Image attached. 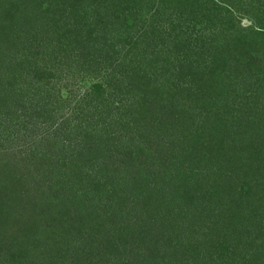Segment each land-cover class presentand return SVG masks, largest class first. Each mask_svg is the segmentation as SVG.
<instances>
[{
	"label": "rangeland",
	"instance_id": "374dc122",
	"mask_svg": "<svg viewBox=\"0 0 264 264\" xmlns=\"http://www.w3.org/2000/svg\"><path fill=\"white\" fill-rule=\"evenodd\" d=\"M37 1L44 3V9L49 2L57 3V0ZM15 2L16 0H11L10 4ZM248 2L249 0H180L173 5L171 0L164 7L163 11L166 15L181 13L184 30L187 21L196 18L197 24L192 33H198L200 28H205L203 33H199L200 36H211L209 33H214L215 36L212 37L217 42L220 40L212 48L214 52L212 59L213 52L212 49L209 51L208 47L202 48L199 52L195 51L199 63L196 65L197 70L192 73L194 81L191 90L194 92L185 89L184 93L182 89L178 97L179 90L176 91L178 93L176 98L179 101L176 114L181 112L182 116L174 123L170 112L161 119L162 124L156 126L159 123L152 124L146 121L142 117L143 112L140 111L142 114L138 119L140 124L137 125L135 120L127 127L126 121L129 115L125 113V109L116 110L120 99L125 96L127 99L133 97V102L136 104L138 102L136 96L139 94L136 91L139 89L135 86L132 95L125 92L131 86L126 76L135 65H139L140 54L139 49H135V45H125L123 39L110 48L114 59L103 58V64L100 59L92 62V59L87 60L89 63L85 58L75 61L71 57V51L58 55L55 62H51L50 58L41 60L40 73L43 74L41 77L44 79L41 78L40 81L38 78H29L25 83L10 84L15 73L6 71L7 64L0 62V91L10 98L12 96L7 103L0 104V188H9V191L4 193L6 196H3L6 210L2 214L3 217H0V249H2L0 264H4L6 257L12 258L9 252H18L17 248L8 246L11 237L18 238L14 228L2 227L12 209L18 208L12 203L17 198L15 189L63 188L62 184L67 183V180L70 186L75 188L77 185L80 186L79 174L84 176L92 174L94 177L91 180L94 183L102 181L100 188H121L120 186L123 185L122 188L155 190V188H171L172 184L174 188H203L211 191L208 194L215 195L214 198H210L209 205L206 203V209L208 213L215 210L214 217H218L219 220L227 217L224 214L218 215L227 211V188H234L233 192L237 191L241 195L255 188H263L261 192L264 194V120L259 119L264 117V40L257 43L258 45L253 44L251 51L258 48L260 53L256 60L252 61L248 58L252 64L247 68L242 67V59L248 57L250 44L256 41L245 40L243 44L236 43L237 47L234 45L227 48V32L230 31L228 29H232L227 25L229 21L227 16L229 17L231 12L235 16H243L242 23L236 24L234 31L237 30L239 33L238 30L242 28L246 30L249 23L246 19L247 11L251 10L247 5ZM123 11L122 16L129 10L123 9ZM189 14L192 17H189ZM1 19L0 17V27H4ZM140 26L138 29L141 28ZM167 27L168 23L165 28ZM131 32L133 31L129 30L127 35ZM140 57L143 58L142 55ZM230 58L229 63L227 60ZM188 68V65H185L184 71H189ZM227 76H232L229 83L233 84L228 92ZM250 111L258 118L254 124L247 125L250 134H246V139L252 142L247 144V141L245 143L242 140V132L246 126L241 123H245L243 114H249ZM231 116L235 119H231ZM10 131L13 144L5 143L8 134H11ZM258 131L259 135L255 134L257 137L252 134ZM87 134L99 135L103 140L114 138L112 141L122 142L123 146L129 147L131 150L129 157L120 149L116 158L113 156L107 161L110 166L113 165V168L120 165V170L115 168L117 170L115 172L108 170V174L103 173L105 167L102 159L93 154V149L90 152L94 158L89 157V154H81L77 157L69 155L72 148L83 146L81 143ZM45 138L49 139L44 144L41 143ZM55 141L59 143L58 146L54 145ZM68 141L73 143L66 153L64 150L68 146ZM65 158L68 165L70 164L68 168L60 166ZM117 158L118 161H115ZM50 172L55 175L54 178ZM82 181L85 182V178ZM103 181H108L111 185L107 184L106 187ZM76 182L77 185L73 186ZM4 194H0V201ZM37 195H41L40 192ZM262 202L264 205V197ZM148 203L149 212L154 214L158 204H153L150 200ZM180 204L182 203L179 202ZM199 205L198 203L196 206ZM183 209L187 215L186 224L181 231L183 234L188 233L186 226L189 220L197 225L204 224L200 221L197 207L184 205ZM180 211L181 209L175 210V213ZM108 214L114 216L112 212ZM253 221L254 216H249L246 223ZM259 221L264 225V221ZM222 222L223 220L220 223ZM174 223L175 221H172L171 224ZM113 224L107 222L102 231L104 237L101 239L110 240L108 248L105 249L106 253L101 254L102 261L106 264H115L119 260H123L124 264H144L140 255H148L146 246L155 244L149 239H155L153 236L155 231L149 232L148 235L144 231L145 236L134 232L131 237L129 235L128 238H124L120 236L121 233L115 231L116 225ZM225 227L227 226L223 223L213 227L216 231L213 236L215 242L216 236L221 237L219 242L224 241V246L219 252H215L216 247L213 249V253L218 255L227 252L229 243L233 246L232 241L223 234ZM157 232L158 236L161 235L160 231ZM36 233L41 243L38 247L39 252L50 253L61 247L52 239L47 229L40 228ZM107 233L109 236L105 237ZM97 245L100 244L94 243L96 253ZM117 247L120 249L119 253L113 251L118 250ZM160 249L157 245L155 250ZM98 250L101 249L98 247ZM64 252L66 255H61L62 259L65 256L69 260V257H74V254L69 255L71 252ZM222 261L226 263V256ZM232 261L234 262V259L229 263L233 264ZM254 264L261 263L254 262Z\"/></svg>",
	"mask_w": 264,
	"mask_h": 264
},
{
	"label": "trees",
	"instance_id": "16d2710c",
	"mask_svg": "<svg viewBox=\"0 0 264 264\" xmlns=\"http://www.w3.org/2000/svg\"><path fill=\"white\" fill-rule=\"evenodd\" d=\"M170 1L57 0V3L55 1L47 3L44 9V3L37 0H16L12 4H10L11 0H0V17L4 25L0 27V62L7 64L6 71L15 73L10 84L25 83L29 78H38L40 81L41 78L44 79L41 77L43 74L40 73L41 60L50 58L51 62H55L58 55L71 51V57L75 61L79 58H85L86 61L92 59L91 62L100 59L103 64V58L114 59L110 48L123 39L125 45H135V49H139L140 54L139 65H135L126 76L131 86L125 92L132 95V89L137 87L139 90L136 91L139 94L136 96L138 97L136 104L133 102V97L127 99L125 96L120 99L116 110L125 109V113L129 115L126 121L127 127L135 120L137 125L140 124L138 119L142 114L143 119L152 124L159 123L156 125L159 126L162 124L161 119L170 112L174 123L182 116L179 111L176 114L179 102L176 91L179 90L178 97L182 89L184 93L185 89L194 92L191 90L193 86L191 84L194 81L192 73L197 70L196 65L199 63L195 51L199 52L204 47H208L210 51L220 40L217 42L212 37L215 36L214 33H209L211 36H200L199 33H203L205 28H200L198 33H192L197 24L196 18H190L184 30L181 13L174 11L175 14L166 15L163 11ZM179 1L173 0V5ZM247 5L251 10L247 11L246 19L249 23L246 30L242 28L238 30L239 33L237 30L234 31L236 24L242 23L243 16H235L233 12L229 17L227 16L229 20L227 25L232 28L227 32V48L236 46V43L243 44L245 40L256 41L250 44L248 57L242 59L243 68L252 64L248 58L253 61L259 56L258 48L251 51L253 44L258 45L257 43L264 40V0H249ZM123 9L129 11L122 16ZM162 12H164L163 15ZM189 17L192 15L189 14ZM167 23L168 27L165 28ZM139 26L141 28L138 29ZM126 30L133 32L127 35ZM141 55L143 58L140 57ZM213 57L214 52L211 59ZM230 60L231 58L227 61L230 63ZM185 65H188L189 71H184ZM44 71L47 73L46 70ZM231 77L227 76V92L233 85L229 83ZM188 84L191 86L185 87ZM8 99H12V96L10 98L9 95L0 93V104L7 103ZM140 111L143 113L141 114ZM251 112L243 114L245 123L242 121L241 124L246 126L242 132L244 142L250 134L247 125L254 124L258 118ZM231 119L235 117L231 116ZM259 119L264 120V117ZM259 131L252 134L258 136ZM10 133L5 143L13 144L14 140L10 139L12 132ZM48 139H43L41 143L44 144ZM113 139L103 140L99 135L87 134L81 143L83 146L78 145L72 148L69 155L77 157L81 154H89L90 157L94 154L102 159L105 167L103 173L108 174V170L115 172L121 169L120 165L115 167L116 170L113 165L110 166L107 163L108 159L117 156L120 149L125 156L130 155L131 150L123 146L122 142L112 141ZM247 142L245 143L252 144ZM72 143L68 141V146L64 150L66 153ZM58 144L54 142V145L58 146ZM91 149L93 154L90 152ZM66 161L65 158L60 166L68 168L70 164L68 165ZM115 161H118V158ZM52 176L54 178L55 175L52 174ZM92 177H94L92 174L85 176L79 174L80 186L78 187L76 182L73 184V186L77 185L75 188L71 187L67 180V183L63 182V188L15 189L17 198L12 203H15L14 205L18 208L12 209L8 219H3L6 225L3 223L2 227L14 228L19 239L11 237L8 246L17 248L18 252H9L12 258L6 257L4 264H106L102 261L101 254L106 253L105 249L108 248L110 240L108 238L102 240L101 237H104L102 231L107 222H113V226L116 225L115 231L121 233L120 236L124 238H128L129 235L131 237L134 232L144 235L146 231L148 235L149 232L155 231L153 235L155 239L149 238L155 244L146 246L148 252L146 256L149 257L140 255L143 257L144 264L148 262L150 264H230L232 259H234L233 264H254V262L264 264V225L259 221H264V207H262L264 194L261 192L263 188H255L244 195L237 191L233 192L234 188H227V211L218 214H224L227 217L219 220L218 217H214L215 210L208 213L206 209V203L209 205L210 198L215 197L208 194L210 190L174 188V184L171 188H155V190L122 188L123 185L120 186L121 188H100L102 181L94 183L91 180ZM84 178L85 182L82 181ZM103 182L106 187L107 184L111 185L108 181ZM8 191L9 188H0V194ZM38 192L41 195H37ZM3 196L6 194L2 195L0 201L1 218L6 210ZM148 200L158 204L154 214L149 212ZM179 202L185 206L197 207L200 221L204 223L197 225L189 220L186 226L189 234L181 232L186 224L187 215L183 211L184 205H179ZM175 203L178 206H175ZM198 203L200 205L196 206ZM180 209L184 215L180 212L175 213V210ZM108 212H112L114 216H110ZM249 216H254L252 223H246ZM222 220L223 225L227 226L223 228V234L232 241L233 246L229 243L227 252L218 255L215 252H219L224 246V241L219 242L221 237L216 236L215 242L213 236L216 231L213 227L221 225ZM172 221L175 223L171 224ZM125 222L126 224H123ZM40 228L47 229L52 239L56 240L55 242L63 249L60 247L50 253L39 252L38 247L41 243L38 241L36 231ZM157 231H160L161 235L158 236ZM108 236L107 233L105 237ZM94 243L100 244L97 246L101 250L97 247V253L94 250ZM157 245L161 248L159 251L155 250ZM214 247L217 251L213 253ZM117 249L113 251L119 253V247ZM64 251L71 252L69 255L74 254V257H69V260L65 256L62 259L61 255H66ZM224 256H226V263L222 261ZM115 264L124 263L123 260H119Z\"/></svg>",
	"mask_w": 264,
	"mask_h": 264
}]
</instances>
